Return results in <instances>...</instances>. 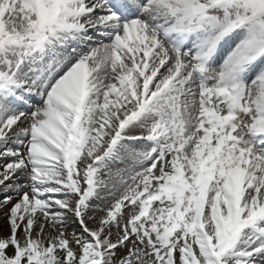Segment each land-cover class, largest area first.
Returning <instances> with one entry per match:
<instances>
[{
	"label": "snow or ice",
	"instance_id": "1",
	"mask_svg": "<svg viewBox=\"0 0 264 264\" xmlns=\"http://www.w3.org/2000/svg\"><path fill=\"white\" fill-rule=\"evenodd\" d=\"M0 264H264V0H0Z\"/></svg>",
	"mask_w": 264,
	"mask_h": 264
},
{
	"label": "bare ground",
	"instance_id": "2",
	"mask_svg": "<svg viewBox=\"0 0 264 264\" xmlns=\"http://www.w3.org/2000/svg\"><path fill=\"white\" fill-rule=\"evenodd\" d=\"M3 222V217H2V214H0V223Z\"/></svg>",
	"mask_w": 264,
	"mask_h": 264
}]
</instances>
